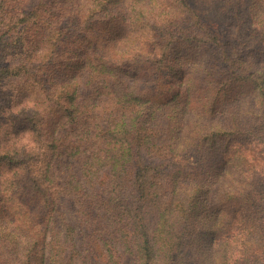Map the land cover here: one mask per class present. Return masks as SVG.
Listing matches in <instances>:
<instances>
[{"label": "trees", "instance_id": "obj_1", "mask_svg": "<svg viewBox=\"0 0 264 264\" xmlns=\"http://www.w3.org/2000/svg\"><path fill=\"white\" fill-rule=\"evenodd\" d=\"M262 25L264 0H0V264H264Z\"/></svg>", "mask_w": 264, "mask_h": 264}, {"label": "rangeland", "instance_id": "obj_2", "mask_svg": "<svg viewBox=\"0 0 264 264\" xmlns=\"http://www.w3.org/2000/svg\"><path fill=\"white\" fill-rule=\"evenodd\" d=\"M231 13L232 12H222V11H216V13L214 14V17L215 18H217V19H219V21H220V25H216V26H218V27H220L221 29H223V30H234V29H237L238 27H237V25H230V19H231ZM212 26H214V25H212ZM237 27V28H236ZM242 28H244L243 26H241ZM262 28L264 27V25H262L261 26ZM226 34H228V32H226ZM245 34H247V32H245ZM240 35L242 36V32H240ZM246 36L247 35H243V37H242V39L243 40H246ZM230 38V37H229ZM238 38H240V36H238ZM247 41V40H246ZM241 47H243V46H241ZM177 87V86H176ZM176 87H175V89H174V91L176 90ZM193 90H195V89H203V83H202V80H200V79H198V83H195L194 84V86H193V88H192ZM159 91H161V89H159ZM166 93H169L168 91L166 92ZM166 93H163V92H158V97H163ZM171 94V93H170ZM224 153H226V151L225 152H221V153H219V155H221L222 156V154H224ZM187 158H190V156L188 157L187 156Z\"/></svg>", "mask_w": 264, "mask_h": 264}]
</instances>
